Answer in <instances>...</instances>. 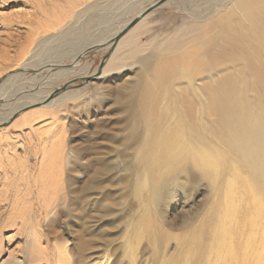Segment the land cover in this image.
<instances>
[{
  "label": "rangeland",
  "instance_id": "1",
  "mask_svg": "<svg viewBox=\"0 0 264 264\" xmlns=\"http://www.w3.org/2000/svg\"><path fill=\"white\" fill-rule=\"evenodd\" d=\"M158 1L0 0V54L28 51L9 70L0 61V264L262 260L264 216L243 191L234 216L226 186L212 188L191 164L162 171L156 192L143 185L141 60L191 21L195 3L168 0L114 38ZM133 29L131 43L146 52L104 73ZM250 241L258 254L245 256Z\"/></svg>",
  "mask_w": 264,
  "mask_h": 264
},
{
  "label": "bare ground",
  "instance_id": "2",
  "mask_svg": "<svg viewBox=\"0 0 264 264\" xmlns=\"http://www.w3.org/2000/svg\"><path fill=\"white\" fill-rule=\"evenodd\" d=\"M193 1L191 21L141 60L144 91L136 132H145L137 155L147 176L142 184L156 192L166 182L162 171L170 176L178 165L191 164L212 188L226 186L225 215L239 213L232 198L243 191L249 207L264 216V0ZM135 30L120 42L104 73L146 52L131 43ZM27 52L19 60L1 53L4 69ZM226 238L216 244L222 247ZM234 238L229 249L238 246ZM258 245L250 241L243 255L258 254Z\"/></svg>",
  "mask_w": 264,
  "mask_h": 264
},
{
  "label": "water",
  "instance_id": "3",
  "mask_svg": "<svg viewBox=\"0 0 264 264\" xmlns=\"http://www.w3.org/2000/svg\"><path fill=\"white\" fill-rule=\"evenodd\" d=\"M168 0H160L157 3H155L153 6H151L149 9H147L139 18L134 20L127 29H125L118 37H116V40L118 41L122 36H124L128 31H130L131 28H133L145 15L151 13L152 11L156 10L163 4H165ZM58 93V92H57ZM53 96L47 100V102H50Z\"/></svg>",
  "mask_w": 264,
  "mask_h": 264
}]
</instances>
